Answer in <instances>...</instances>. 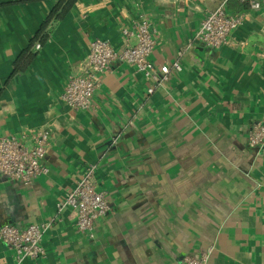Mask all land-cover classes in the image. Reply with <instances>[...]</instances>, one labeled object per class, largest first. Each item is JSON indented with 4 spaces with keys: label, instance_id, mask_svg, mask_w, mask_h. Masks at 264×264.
I'll use <instances>...</instances> for the list:
<instances>
[{
    "label": "crops",
    "instance_id": "crops-1",
    "mask_svg": "<svg viewBox=\"0 0 264 264\" xmlns=\"http://www.w3.org/2000/svg\"><path fill=\"white\" fill-rule=\"evenodd\" d=\"M55 2L0 0V135L52 132L46 176L0 179V225L48 223L44 257L17 262L0 243V264H185L208 246V264H264V144L247 139L264 118V10L248 11L230 41L210 49L194 34L221 0H76L14 71ZM139 14L155 29L151 61L178 60L181 70L153 87L115 63L94 109H69L60 96L89 42L119 48L121 27ZM86 164L97 165L110 206L93 239L76 232L69 208H56Z\"/></svg>",
    "mask_w": 264,
    "mask_h": 264
},
{
    "label": "built area",
    "instance_id": "built-area-1",
    "mask_svg": "<svg viewBox=\"0 0 264 264\" xmlns=\"http://www.w3.org/2000/svg\"><path fill=\"white\" fill-rule=\"evenodd\" d=\"M229 0H221L213 10L201 19L194 40L210 49L225 46L237 28L243 25L248 11L264 10V0H237L246 6L243 11L226 9ZM120 47L109 40L94 38L88 44L85 56L69 71L60 100L71 110L89 112L94 108L93 99L104 75L112 72L115 63H124L150 80L162 85L171 71L178 72L181 65L175 60L170 65H156L150 59L156 44L155 29L150 18L139 14L128 26L120 29ZM35 49L39 48L35 44ZM264 55V45L262 46ZM181 55V54H180ZM148 88V93L153 92ZM52 139L51 129L45 125L38 128H22L16 134L0 135V179L31 184L46 176L49 168L45 157ZM252 146L264 144V118L252 123L248 134ZM97 165L86 164L73 188L56 203L58 210L67 207L73 214V225L79 234L93 239L96 222L109 212L110 206L104 190L96 178ZM48 223L36 222L19 227L0 225V243L6 245L17 262L29 258L38 262L44 257L43 234ZM213 248H199L194 255L183 258L185 264H208Z\"/></svg>",
    "mask_w": 264,
    "mask_h": 264
},
{
    "label": "trees",
    "instance_id": "trees-1",
    "mask_svg": "<svg viewBox=\"0 0 264 264\" xmlns=\"http://www.w3.org/2000/svg\"><path fill=\"white\" fill-rule=\"evenodd\" d=\"M76 0H56L52 10L46 16L44 22L41 24L39 30L29 42L27 48L18 56L14 63V71H22L26 68L29 61L33 58L35 44L42 45L50 34L53 26L60 21L68 12ZM246 9V6L239 3V11Z\"/></svg>",
    "mask_w": 264,
    "mask_h": 264
}]
</instances>
